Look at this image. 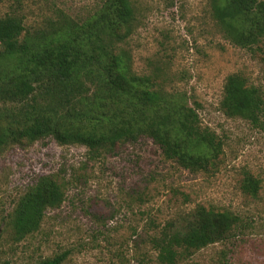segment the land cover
Wrapping results in <instances>:
<instances>
[{
  "label": "rangeland",
  "instance_id": "1",
  "mask_svg": "<svg viewBox=\"0 0 264 264\" xmlns=\"http://www.w3.org/2000/svg\"><path fill=\"white\" fill-rule=\"evenodd\" d=\"M103 1L3 0L0 17L15 14L28 29H47L61 13L82 21ZM135 1L138 21L124 44L134 73L161 75L163 91L185 95L198 109L202 125L224 141L218 165L187 169L151 138L101 154L53 137L10 146L0 153V263L36 264L68 252L62 264H161L151 238L203 205L233 212L239 226L175 264H264V131L221 110L232 73L264 89V40L234 44L215 18V0ZM42 175L66 184L65 200L17 241L11 214ZM248 175L261 181L256 196L244 188Z\"/></svg>",
  "mask_w": 264,
  "mask_h": 264
},
{
  "label": "trees",
  "instance_id": "2",
  "mask_svg": "<svg viewBox=\"0 0 264 264\" xmlns=\"http://www.w3.org/2000/svg\"><path fill=\"white\" fill-rule=\"evenodd\" d=\"M138 10L135 0H104L82 21L61 13L49 28L34 30L18 15L0 17V64L8 61L0 69V153L45 137L96 154L151 138L187 169L218 165L224 141L202 125L198 109L185 95L163 91L161 75L134 73L124 44L134 33ZM214 13L234 44L250 47L264 40V0H215ZM221 110L264 131V89L241 73L227 77ZM244 186L256 196L261 181L248 175ZM65 197L64 182L40 176L11 214L15 239L37 232L47 211ZM240 221L231 211L198 205L182 225L168 223L151 242L161 264H175L229 239ZM67 255L36 264H62Z\"/></svg>",
  "mask_w": 264,
  "mask_h": 264
}]
</instances>
